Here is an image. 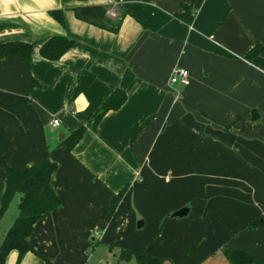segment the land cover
Listing matches in <instances>:
<instances>
[{
	"label": "crops",
	"instance_id": "0c3cea01",
	"mask_svg": "<svg viewBox=\"0 0 264 264\" xmlns=\"http://www.w3.org/2000/svg\"><path fill=\"white\" fill-rule=\"evenodd\" d=\"M183 4L190 22L178 15ZM86 6H102L112 27L82 18ZM52 35L74 41L57 60L39 53ZM14 40L32 51L0 59V205L6 171L43 157L56 164L60 200L36 221L34 252L20 264H84L91 244L114 243L124 227L120 250L161 264H227L225 250L264 264V0H0V43ZM255 43L263 49L245 58ZM175 67L188 70V85L169 84ZM115 88L122 105L88 120ZM82 124L68 150L62 140ZM8 211L0 223L12 224L17 208ZM137 219L149 226L138 242Z\"/></svg>",
	"mask_w": 264,
	"mask_h": 264
},
{
	"label": "trees",
	"instance_id": "16d2710c",
	"mask_svg": "<svg viewBox=\"0 0 264 264\" xmlns=\"http://www.w3.org/2000/svg\"><path fill=\"white\" fill-rule=\"evenodd\" d=\"M183 11L178 13L186 22H190L192 18L191 8L189 5L183 4ZM51 14L59 21L63 22L60 10H53ZM112 22V21H111ZM113 31L119 26V20L113 21ZM74 41L66 36L52 35L48 37L39 47L40 55L48 60L59 59L69 48L72 47ZM263 49L259 43L255 45L245 54V58H251ZM32 44L30 42L14 40L0 43V59L7 56H16L25 60H30ZM217 53L230 56L228 52L219 48ZM126 98L123 90L115 88L110 95L103 101L100 108L88 117V120L96 124L101 117L109 110L118 109ZM84 125H80L77 129L62 140V144L71 150L77 141L82 137ZM56 169V164L43 157L34 164L20 170L6 171V182L0 205V219L9 207V204L15 196L18 195L17 215L5 231L3 239L0 243V264H6L7 256L11 251H16L15 264H20L23 257L28 252H34L28 241L29 236L33 232L34 225L43 215L60 205V200L53 190L50 180L51 175ZM125 187L120 189L116 196L109 202L108 212L106 214L107 221L111 218L116 205L121 199ZM256 222H251L255 224ZM92 227V226H91ZM194 249H189L191 252ZM222 255L227 264H253L254 258L243 250H225ZM120 259L130 260L134 258L138 264H161L162 259L150 256L141 252L121 249ZM41 264H53L50 260L43 258Z\"/></svg>",
	"mask_w": 264,
	"mask_h": 264
},
{
	"label": "rangeland",
	"instance_id": "374dc122",
	"mask_svg": "<svg viewBox=\"0 0 264 264\" xmlns=\"http://www.w3.org/2000/svg\"><path fill=\"white\" fill-rule=\"evenodd\" d=\"M18 196V195H17ZM17 196L14 198V200L10 203L9 211L10 213H7L6 218H10L11 212L13 210L15 211L17 208ZM142 219V218H139ZM137 219L135 221V224H133V228L136 232V242L142 240L144 238L145 232L149 229L148 223L144 226H141L140 228H136V224L140 222V220ZM8 220H3L0 223V242L3 239V230L7 229L10 225L8 224ZM11 223V222H10ZM125 227L122 229L121 232L118 234H115V238L113 240L114 243L111 244H103V243H93L89 246V248L86 251V256L88 257L86 262L84 264H138L134 258H131L130 260L120 259V244L122 242L129 241V231L126 230ZM128 231V232H127ZM125 232V233H124ZM131 236V235H130Z\"/></svg>",
	"mask_w": 264,
	"mask_h": 264
},
{
	"label": "water",
	"instance_id": "95a60500",
	"mask_svg": "<svg viewBox=\"0 0 264 264\" xmlns=\"http://www.w3.org/2000/svg\"><path fill=\"white\" fill-rule=\"evenodd\" d=\"M79 15L85 20L92 22L94 24H101L106 27H112V24L105 18L102 6H86L82 7L79 11ZM257 118V112L251 110V119L255 120ZM188 208L183 207L171 214V217L181 218L187 214ZM142 222H138V226H141Z\"/></svg>",
	"mask_w": 264,
	"mask_h": 264
},
{
	"label": "built area",
	"instance_id": "2783aa9c",
	"mask_svg": "<svg viewBox=\"0 0 264 264\" xmlns=\"http://www.w3.org/2000/svg\"><path fill=\"white\" fill-rule=\"evenodd\" d=\"M107 15L110 18H117V13L113 8L107 11ZM176 83H180L184 86L190 83L189 72L187 69L181 67H175L172 69L171 75L169 77V84L173 85ZM49 123L51 127L55 128L60 125V120L57 117H52Z\"/></svg>",
	"mask_w": 264,
	"mask_h": 264
}]
</instances>
